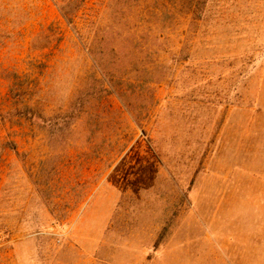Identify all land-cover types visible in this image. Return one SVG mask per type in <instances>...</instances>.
<instances>
[{
  "label": "rangeland",
  "instance_id": "obj_1",
  "mask_svg": "<svg viewBox=\"0 0 264 264\" xmlns=\"http://www.w3.org/2000/svg\"><path fill=\"white\" fill-rule=\"evenodd\" d=\"M0 115V264H264V0H0Z\"/></svg>",
  "mask_w": 264,
  "mask_h": 264
},
{
  "label": "trees",
  "instance_id": "obj_2",
  "mask_svg": "<svg viewBox=\"0 0 264 264\" xmlns=\"http://www.w3.org/2000/svg\"><path fill=\"white\" fill-rule=\"evenodd\" d=\"M63 18L67 21V23L70 24V20L66 14H63ZM5 115H8L10 117H15V116L24 117L25 119H28L30 121H34V119L38 118L43 121H49L52 126H56L58 124V116L47 117L43 112H39L34 108L28 106H24L21 110L12 109L10 112L6 113ZM5 115L2 116L4 117ZM2 116L0 115L1 118ZM64 125L65 126L68 125L69 127L71 126V122H64Z\"/></svg>",
  "mask_w": 264,
  "mask_h": 264
}]
</instances>
